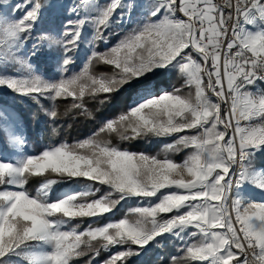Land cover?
Instances as JSON below:
<instances>
[{
    "label": "snow or ice",
    "instance_id": "obj_1",
    "mask_svg": "<svg viewBox=\"0 0 264 264\" xmlns=\"http://www.w3.org/2000/svg\"><path fill=\"white\" fill-rule=\"evenodd\" d=\"M261 85L264 0H0V93L39 107L41 145L0 104V264H129L169 242L166 264H264ZM80 117L96 127L69 138ZM151 138L172 142L132 146Z\"/></svg>",
    "mask_w": 264,
    "mask_h": 264
},
{
    "label": "trees",
    "instance_id": "obj_2",
    "mask_svg": "<svg viewBox=\"0 0 264 264\" xmlns=\"http://www.w3.org/2000/svg\"><path fill=\"white\" fill-rule=\"evenodd\" d=\"M12 3H15L16 0H11ZM57 3L61 4H68L70 5L72 3V0H56ZM137 3H146L147 0H136ZM63 10H60L62 12ZM119 12V10H117ZM138 12L139 9L135 10L133 12V18L131 22H125L123 25L116 26L120 29V31L125 33V31L131 27L134 22L138 19ZM17 16L20 15V13H16ZM68 17L66 15H59L57 19V24H59L60 20H65ZM115 28V27H114ZM113 28V29H114ZM112 29V30H113ZM121 34V35H123ZM40 35L39 30L35 34V38H38ZM31 43V41L29 42ZM101 48H103V45H100ZM79 63V62H78ZM41 65L44 68H48L51 66L52 71H58L56 68L54 62L47 58V57H41ZM108 69L105 66H98L97 71H107ZM171 84L175 85L176 87H181L183 84V79L179 77L178 74H174L170 81ZM261 88H264V85L261 86ZM184 91H189V89L185 88ZM7 103L10 106H13L17 113H19L23 120L28 123L32 129V146L39 150L40 144L36 143V130L40 127L37 120L32 119L33 113L40 115V109L37 105H35L33 102H30L26 99H21L20 97H14L10 93H0V104ZM42 103L45 104V107L48 106V102L42 101ZM71 103L70 100L68 101H60L58 102L59 110L63 112L65 108ZM127 103L126 101L124 102ZM90 107L93 109H97L99 106L94 103L90 102ZM64 120H67L69 123H71V117H64ZM79 122L74 124L73 129L71 130V136L69 138H75L79 137L82 138L84 135L90 133L96 125L90 121L84 120L82 117L78 118ZM55 139H58L56 137H50L49 133L47 131L43 134V142H51ZM172 138H151L150 141H133L132 146L136 150H144L151 154H155L157 152H160L164 146L165 143H171ZM0 145H3V141L0 140ZM188 150L181 151L180 153L175 154V159L180 160L182 159L186 154ZM255 163L257 166L264 164V155H261L260 153H257L255 157ZM39 186L38 182L33 181L30 184V190L34 191ZM64 187H67L65 185ZM131 203L129 205H126L121 211L117 214L118 216H123L127 213L128 207H132ZM172 255H182L181 253H178L176 250V246L169 242L166 243L163 248H154L152 251L148 252L147 254H142L140 256H134L131 257L129 260V264H166V262L169 260V257ZM107 253L101 252L100 256L92 261V264H99V261L106 258ZM89 256L85 257H79L77 258L75 264H88Z\"/></svg>",
    "mask_w": 264,
    "mask_h": 264
},
{
    "label": "rangeland",
    "instance_id": "obj_3",
    "mask_svg": "<svg viewBox=\"0 0 264 264\" xmlns=\"http://www.w3.org/2000/svg\"><path fill=\"white\" fill-rule=\"evenodd\" d=\"M133 27V25L131 26V27H129L125 32H127L130 28H132ZM119 29V28H118ZM117 30V27H115L112 31H116ZM119 31H120V29H119ZM120 34H123V32L122 31H120ZM118 37L117 36H115V35H113L112 36V42H115V40L117 39ZM262 86V85H261ZM181 160V159H180ZM253 198L254 199H258V193H254V195H253Z\"/></svg>",
    "mask_w": 264,
    "mask_h": 264
},
{
    "label": "crops",
    "instance_id": "obj_4",
    "mask_svg": "<svg viewBox=\"0 0 264 264\" xmlns=\"http://www.w3.org/2000/svg\"><path fill=\"white\" fill-rule=\"evenodd\" d=\"M3 145H0V147H2Z\"/></svg>",
    "mask_w": 264,
    "mask_h": 264
}]
</instances>
